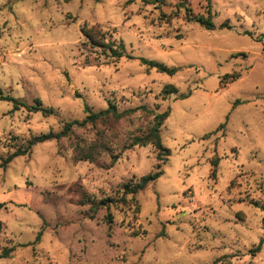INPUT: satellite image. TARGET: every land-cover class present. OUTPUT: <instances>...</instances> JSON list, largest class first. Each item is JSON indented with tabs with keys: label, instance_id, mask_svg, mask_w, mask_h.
<instances>
[{
	"label": "rangeland",
	"instance_id": "1",
	"mask_svg": "<svg viewBox=\"0 0 264 264\" xmlns=\"http://www.w3.org/2000/svg\"><path fill=\"white\" fill-rule=\"evenodd\" d=\"M180 1L205 9L204 0H0V88L25 104L0 99V158L108 100L120 111L169 109L161 140L170 152L163 162L152 145L124 149L152 123L138 110L97 127L108 150L96 162L72 158V142L95 139L91 127L14 157L0 168V250L14 248L0 264H264V0H211V30L187 22ZM84 23L123 56L90 48ZM139 57L182 68L168 75ZM169 84L190 95L165 96ZM35 98L56 114L29 111ZM157 169L156 181L93 218L79 204L80 191L118 199L124 183Z\"/></svg>",
	"mask_w": 264,
	"mask_h": 264
},
{
	"label": "trees",
	"instance_id": "2",
	"mask_svg": "<svg viewBox=\"0 0 264 264\" xmlns=\"http://www.w3.org/2000/svg\"><path fill=\"white\" fill-rule=\"evenodd\" d=\"M65 2L69 0H64ZM146 3L149 0H142ZM163 2V0H155ZM205 1V9L202 13H194L192 8L185 2L180 1L176 4L177 9H183V18L187 22H197L201 27L205 29H214L216 26L212 22L211 19V0ZM177 12V11H176ZM178 13L174 14L176 16ZM162 17L170 18L169 15L161 13ZM220 27L230 28V24L228 22H223L220 24ZM80 32L85 38L86 44L90 48H100L102 52L109 58L117 60L124 54L123 46L121 43H117L115 40L108 39V32L102 30V28L97 25H87L84 23L80 27ZM129 58H133L130 55H127ZM139 62L144 65L147 69H155L158 72L166 73L168 75L176 74L182 67L181 66H167L161 62L147 59L145 57H139ZM240 74L234 73L230 75V80H234L238 78ZM224 83H227L225 79ZM161 93L166 95H170L174 93L177 98H186L190 95V91L188 92H179V90L174 85H165ZM164 96V97H165ZM0 99L11 101L14 104V109H18L20 106H24L25 104L10 95H3L0 88ZM29 111H40L43 116H50L56 114V110L49 106H44L39 98L34 99V103L26 106ZM85 112V116L82 119H74V120H66L63 122L61 128L57 131L50 130L46 133H40L36 135L30 136L27 140L15 143L13 142V151L8 153L5 157L0 158V168H6V166L12 161V159L16 156L26 155L31 152V149L34 145L38 143H42L49 140H60L62 138H70L73 135L74 129L76 128H85L91 127L96 128V137L92 141L75 140L71 144L72 150V158L75 161H90L96 162L98 158L102 155V151L108 150V146L104 143V141L100 138L102 136L103 131L98 129V126H106L111 121H118L124 117H128L135 113L138 110H142L145 113H151L153 115L152 123L148 127V129L140 134H136L132 136L131 141L124 146V149H130L134 146H146L152 145L157 151V159L165 161L166 157L169 155V149L164 147L161 140V126L164 120L169 115V109H166L162 112H156L154 110L146 108L144 105L128 108L124 110H118L115 103L111 100H108L107 107L104 109H100L98 111L92 110V108L85 104L83 108ZM208 135V134H206ZM119 158V154H113L111 156L110 163L107 165L108 167H112L114 163ZM219 162V157L214 156L211 160L213 165L211 169V174L213 176L216 175V166ZM159 168V165L157 166ZM162 174V170L157 169L154 172L148 173L146 175L141 176L135 182H127L122 186V192L120 198L115 199L111 197H105L101 199H95L88 193L84 191H80L81 199L79 200V204L85 205L88 204L89 216L91 218L95 217L96 213L101 208H109L111 205L119 202H126L125 195L130 194L134 195L141 190H144L150 183L156 181ZM5 206V203L0 202V210ZM260 208L264 211V205L260 206ZM108 219H111L110 214L107 215ZM111 221V220H109ZM262 227L264 228V216L262 218ZM3 229V222L0 220V234ZM134 235H138L137 232H134ZM160 236L164 235L163 230L159 234ZM41 236V231H39L36 235L34 242H37ZM260 241L254 248H252V252L256 253L261 249ZM14 250L13 247L2 248L0 250V258L9 257Z\"/></svg>",
	"mask_w": 264,
	"mask_h": 264
}]
</instances>
